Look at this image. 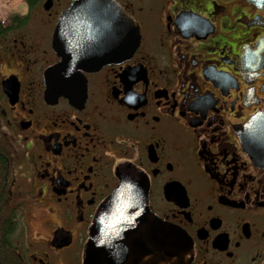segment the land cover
<instances>
[{
  "label": "flooded vegetation",
  "instance_id": "obj_1",
  "mask_svg": "<svg viewBox=\"0 0 264 264\" xmlns=\"http://www.w3.org/2000/svg\"><path fill=\"white\" fill-rule=\"evenodd\" d=\"M79 1L0 0V264H82L133 178L192 242L189 264H264V166L239 136L264 111V0H109L137 46L48 102L54 30Z\"/></svg>",
  "mask_w": 264,
  "mask_h": 264
},
{
  "label": "water",
  "instance_id": "obj_2",
  "mask_svg": "<svg viewBox=\"0 0 264 264\" xmlns=\"http://www.w3.org/2000/svg\"><path fill=\"white\" fill-rule=\"evenodd\" d=\"M53 43L62 58L45 72L46 101L72 99L81 87L76 70H95L124 58L138 44V33L109 0H81L62 13ZM79 33L76 49L62 42ZM63 44V45H62ZM264 110V108H263ZM240 141L254 163L264 166V111L239 130ZM147 190L135 179H124L104 202L85 245L82 264H189L192 242L179 228L155 218L147 207ZM142 253H132L135 244Z\"/></svg>",
  "mask_w": 264,
  "mask_h": 264
},
{
  "label": "rangeland",
  "instance_id": "obj_3",
  "mask_svg": "<svg viewBox=\"0 0 264 264\" xmlns=\"http://www.w3.org/2000/svg\"><path fill=\"white\" fill-rule=\"evenodd\" d=\"M62 258L65 261V264H71L72 263V255L69 251H64L63 254H61Z\"/></svg>",
  "mask_w": 264,
  "mask_h": 264
}]
</instances>
